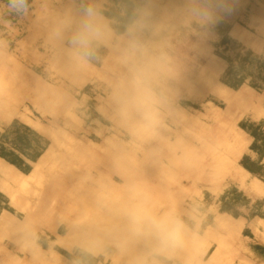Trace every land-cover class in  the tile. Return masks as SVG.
<instances>
[{
	"label": "rangeland",
	"instance_id": "rangeland-1",
	"mask_svg": "<svg viewBox=\"0 0 264 264\" xmlns=\"http://www.w3.org/2000/svg\"><path fill=\"white\" fill-rule=\"evenodd\" d=\"M6 3L0 0V114L10 117L28 106L42 114L57 110L51 119L63 135L56 145L59 156L47 165L60 186L71 184L78 191L71 208L73 227L91 236L97 232L123 263L155 257L168 264H223L255 246L253 240L235 236L225 255L190 262L191 249L201 241H189L185 227L179 246L162 248L154 236L133 232L129 211L179 219L178 196L184 190L216 192L230 184L246 142L238 127L260 104L264 87L245 84L235 90L221 83L227 67L223 56H233L242 44L264 58V0H228L229 10L220 11L215 23L196 36L168 20L183 0H156L161 28L149 38L172 62L155 85L160 104L153 124L136 113L126 116L117 102L126 70L116 49H101L95 72L69 75V61L62 60H72L67 44L52 34L66 16L75 15L81 0H28L23 15L7 11ZM125 10L120 3L118 11ZM226 34L230 41L224 47L220 42ZM79 66L74 62V68ZM71 113L86 122L83 130L68 122ZM94 118L97 123H90ZM89 171L97 178L80 180ZM59 200L56 210L62 207ZM80 246L99 251L91 242Z\"/></svg>",
	"mask_w": 264,
	"mask_h": 264
},
{
	"label": "crops",
	"instance_id": "crops-1",
	"mask_svg": "<svg viewBox=\"0 0 264 264\" xmlns=\"http://www.w3.org/2000/svg\"><path fill=\"white\" fill-rule=\"evenodd\" d=\"M99 2L106 17L116 21L115 27L119 26L120 1ZM20 57L24 59L27 55ZM62 60L69 61V75L77 78L88 75L87 69L95 72L99 61L74 68V60ZM28 72L39 80L35 71ZM249 112L244 126L238 127L246 142L230 184L207 193L191 187L178 196V218L188 232V240L201 241L191 249L190 262L195 257L225 255L230 240L240 236L245 241L253 240L255 246L243 248L236 259L223 260V264H264V214L257 213L264 212V192L259 193L264 191V104L254 105ZM54 113L57 110L42 114L28 106V111L14 112L10 117L0 114V264H168L155 257L120 262L117 251L102 244L97 232L91 236L72 226L71 208L78 191L71 184L60 186L47 165L59 156L56 145L63 135L62 129L53 125ZM68 122L77 131L86 124L76 113H71ZM92 122L97 123V119ZM91 174L89 171L80 180L97 178ZM57 197L62 203L58 210L54 208ZM222 205L228 209L222 211ZM218 219L229 221L235 228L232 232L221 229ZM83 242L93 243L99 251L94 253L81 247Z\"/></svg>",
	"mask_w": 264,
	"mask_h": 264
},
{
	"label": "clouds",
	"instance_id": "clouds-1",
	"mask_svg": "<svg viewBox=\"0 0 264 264\" xmlns=\"http://www.w3.org/2000/svg\"><path fill=\"white\" fill-rule=\"evenodd\" d=\"M4 7L23 15L28 12V0H7ZM227 10L228 0H183L180 7L168 13V20L196 36L215 23L220 11ZM115 24L105 16L99 0H81L75 15L66 16L52 38L66 43L69 57L81 65L99 59L101 49H116L126 70L117 95L122 112L126 116L139 114L148 124L156 123L160 98L155 85L163 73L170 71L172 62L149 38L161 28L156 0H130L122 33ZM129 216L134 233L154 236L162 248L182 243L184 224L179 219L150 216L140 209L130 210Z\"/></svg>",
	"mask_w": 264,
	"mask_h": 264
},
{
	"label": "trees",
	"instance_id": "trees-1",
	"mask_svg": "<svg viewBox=\"0 0 264 264\" xmlns=\"http://www.w3.org/2000/svg\"><path fill=\"white\" fill-rule=\"evenodd\" d=\"M120 3L125 4L126 9L129 6L130 0H119ZM126 11V10H125ZM124 13L119 12L118 21L119 26L116 27L117 31L122 33ZM230 41V37L226 34L221 40V45L227 47V43ZM227 62V67L220 77V82L232 89H238L241 86L247 84L253 88L264 87V58L251 49L237 44L234 49L233 56H223ZM251 135H255L253 131H250ZM223 200V196H222ZM221 200V201H222ZM257 204H260L258 202ZM227 206L221 207L222 211H226ZM259 215H263L264 212L257 211ZM235 214V213H234Z\"/></svg>",
	"mask_w": 264,
	"mask_h": 264
},
{
	"label": "bare ground",
	"instance_id": "bare-ground-1",
	"mask_svg": "<svg viewBox=\"0 0 264 264\" xmlns=\"http://www.w3.org/2000/svg\"><path fill=\"white\" fill-rule=\"evenodd\" d=\"M101 3V2H100ZM102 3H104V2H102ZM101 5H103V4H101ZM106 7V6H105ZM107 8V7H106ZM106 10V9H105ZM106 16V15H105ZM57 42V41H56ZM222 86V85H221ZM227 88V87H226ZM228 90H229V88H227ZM226 92V91H225ZM228 92V91H227ZM234 92V91H233ZM224 94V93H223ZM227 94V93H226ZM228 95V94H227ZM228 97V96H227ZM232 97V96H231ZM223 98V97H222ZM235 99V98H234ZM226 100H228V99H226ZM2 103L3 102H5V101H1ZM225 102H227V101H225ZM237 102V101H236ZM6 103V102H5ZM259 103L262 105V104H264V97L263 98H261V100L259 101ZM9 103H6L5 105H8ZM234 104V103H233ZM219 221V220H218ZM220 222V226H222V228H224L225 230H227V231H230V232H232V230L235 228L234 227V225H232V224H228V223H224V222H222V221H219ZM242 240V239H241Z\"/></svg>",
	"mask_w": 264,
	"mask_h": 264
}]
</instances>
